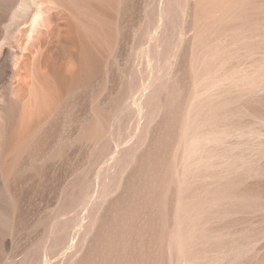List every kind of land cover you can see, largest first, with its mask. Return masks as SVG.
Instances as JSON below:
<instances>
[{
    "label": "rangeland",
    "instance_id": "obj_1",
    "mask_svg": "<svg viewBox=\"0 0 264 264\" xmlns=\"http://www.w3.org/2000/svg\"><path fill=\"white\" fill-rule=\"evenodd\" d=\"M0 264H264V0H0Z\"/></svg>",
    "mask_w": 264,
    "mask_h": 264
},
{
    "label": "bare ground",
    "instance_id": "obj_2",
    "mask_svg": "<svg viewBox=\"0 0 264 264\" xmlns=\"http://www.w3.org/2000/svg\"><path fill=\"white\" fill-rule=\"evenodd\" d=\"M22 14V13H21ZM20 15V14H19ZM21 16V15H20ZM32 20V19H31ZM34 20H35V17H34ZM33 22V21H32ZM55 23V22H54ZM18 24V23H17ZM26 25V24H25ZM21 26H22V24H21ZM20 26V27H21ZM32 26V25H31ZM20 32V31H19ZM24 32V31H23ZM56 34H55V41H53L52 42V46H54V47H58L57 45H55L56 43H58V42H62L61 40H62V35H61V32L58 30V29H56ZM16 36V35H15ZM64 40V39H63ZM26 42V41H25ZM34 42V41H33ZM41 42H42V45L43 46H45L46 44H47V41L45 40V39H42L41 40ZM49 45V44H48ZM50 46H51V43H50ZM16 47L17 48H19V49H22L23 47H24V44H20V43H17V45H16ZM36 47H41V45H36ZM43 49V48H42ZM36 50V49H35ZM51 50V49H50ZM19 52V51H18ZM22 52V51H21ZM27 53H32V52H30V51H28L27 50ZM41 54V53H40ZM21 57H22V59H23V63L21 64V65H18V67L17 66H15V68H14V70H13V75H14V77H17L18 79L17 80H19L20 82H30V76H29V74L27 73V70H28V63H26L27 61H29V56H27V57H25V59H24V57H23V53H22V55H21ZM40 58V57H39ZM42 58V57H41ZM21 59V58H20ZM73 60L75 59V58H72ZM75 61V60H74ZM73 61V62H74ZM18 62H20L19 60H18ZM70 63H72V60H70V62H67L65 65L66 66H63V68H64V72H65V74H67V76L69 75V74H72V70H73V66H70ZM76 64V63H75ZM73 75V74H72ZM38 77V76H37ZM72 77V76H71ZM16 89H18V90H25V87L23 88L22 86H17V88ZM15 89V90H16ZM20 95V94H19ZM22 96V95H21ZM18 97V96H17ZM24 97L25 96H23V98L22 99H24ZM18 98H21V97H18Z\"/></svg>",
    "mask_w": 264,
    "mask_h": 264
}]
</instances>
